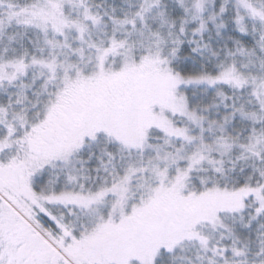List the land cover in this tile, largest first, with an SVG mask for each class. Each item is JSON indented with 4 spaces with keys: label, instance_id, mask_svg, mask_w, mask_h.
I'll list each match as a JSON object with an SVG mask.
<instances>
[{
    "label": "snow or ice",
    "instance_id": "1",
    "mask_svg": "<svg viewBox=\"0 0 264 264\" xmlns=\"http://www.w3.org/2000/svg\"><path fill=\"white\" fill-rule=\"evenodd\" d=\"M0 264H264V0H0Z\"/></svg>",
    "mask_w": 264,
    "mask_h": 264
}]
</instances>
